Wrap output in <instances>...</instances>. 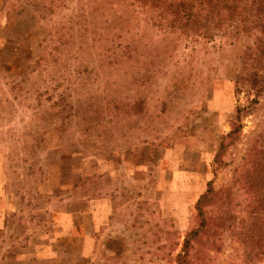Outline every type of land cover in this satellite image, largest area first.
Masks as SVG:
<instances>
[{"label":"rangeland","instance_id":"obj_1","mask_svg":"<svg viewBox=\"0 0 264 264\" xmlns=\"http://www.w3.org/2000/svg\"><path fill=\"white\" fill-rule=\"evenodd\" d=\"M225 23L0 0V264H178L210 184L190 260L264 264L260 31Z\"/></svg>","mask_w":264,"mask_h":264},{"label":"trees","instance_id":"obj_2","mask_svg":"<svg viewBox=\"0 0 264 264\" xmlns=\"http://www.w3.org/2000/svg\"><path fill=\"white\" fill-rule=\"evenodd\" d=\"M130 6H143L150 10H160L170 18V26L179 30L182 34L192 36L195 34L207 36L216 29L226 28L225 22H236L244 24L252 29H258L260 35L257 36L254 46L248 48V52L255 49L262 55V92H264V0H122ZM244 56V70L246 69L247 53ZM247 75L243 74L239 78L240 84H246ZM255 85L251 83L250 88ZM240 111V110H238ZM240 126H236L225 138L232 139ZM225 140L217 153L215 165H218L221 158V150L225 149ZM217 194V190L210 184L206 194H204L197 205V218L201 223L193 227L184 240L182 252L178 255V264H193L190 260L191 249L197 242L199 236L207 228V218L205 204ZM264 218V170H262V219Z\"/></svg>","mask_w":264,"mask_h":264}]
</instances>
